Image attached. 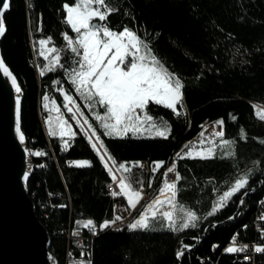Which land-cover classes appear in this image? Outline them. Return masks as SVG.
I'll list each match as a JSON object with an SVG mask.
<instances>
[{
	"label": "trees",
	"instance_id": "obj_1",
	"mask_svg": "<svg viewBox=\"0 0 264 264\" xmlns=\"http://www.w3.org/2000/svg\"><path fill=\"white\" fill-rule=\"evenodd\" d=\"M105 1L114 11L104 23L113 31L125 27L135 31L183 85L179 114L154 103L146 109L154 122L170 129L167 139L132 132L123 137L105 136L100 122L82 103L70 81L72 71L79 68L75 62L78 57L64 39L65 34L76 36L65 23L64 10V5L71 6L74 0H11L4 15L6 32L0 45L3 59L23 91L21 130L27 145L40 146L44 153L33 156L28 189L50 232V251L58 259L55 262L65 255L67 238L63 228L67 221L83 227L88 220L99 223L112 218L116 199L127 204L126 197H114L109 192L114 174L107 156L101 161L92 147L94 142L89 141L90 135L76 117L73 119V113L66 112L70 134H50L44 101L54 98L64 107V88L83 104L81 111L116 162L113 165L119 168L125 164L130 169L121 174L134 190L143 185L146 176L141 161H161L163 170L177 153L184 155L185 146L194 137L200 134L198 142L206 137L201 135L204 121L222 120L224 135L216 140H229L232 146L228 154L218 148L213 158L177 157L176 231L161 215L151 218L147 229L129 230V222L122 223L94 239L89 264H180V260L181 264H246L234 253L222 250L234 235L242 241L256 237L254 219L264 199V120L251 104H264V0ZM41 38H51L50 45L61 51L59 63L51 66V71L45 67L47 58L40 54ZM38 67L45 68L38 72ZM64 109L67 111V107ZM80 160L88 161L89 166H76L74 162ZM44 161L47 164L40 166ZM243 174L247 177L245 187L223 206H216L217 198ZM65 186L72 197L71 206ZM49 192L62 193L61 199L53 201L61 207H51ZM144 205L137 206L134 217ZM213 208L216 211L209 215ZM182 212H193L196 220L179 230L184 222ZM189 246L192 248L185 250L179 260L178 250ZM260 261L264 264V255Z\"/></svg>",
	"mask_w": 264,
	"mask_h": 264
},
{
	"label": "snow or ice",
	"instance_id": "obj_2",
	"mask_svg": "<svg viewBox=\"0 0 264 264\" xmlns=\"http://www.w3.org/2000/svg\"><path fill=\"white\" fill-rule=\"evenodd\" d=\"M9 7L10 0H4L2 5H0V37L6 32L3 17ZM64 10L66 12L65 23L76 33L75 38L67 34L64 35L69 50L78 57V60L75 62L79 64V70H74L75 75L72 83L76 85V92L81 97L87 100L96 98L95 104H99L105 109L103 115L97 114L95 117L104 129L103 134L113 138L123 137L129 131L134 133L139 132L142 126L147 123L150 127L156 129L155 134L157 136L167 139L170 129H160L154 123H151L153 118L147 115L146 109L149 103H154L163 105L174 113L179 114L177 112V105H182L183 101V85L180 79L164 67L148 45L132 30L125 27L122 31L117 32L111 30L103 23L113 11V9L106 5L105 0H74V4L71 6L65 4ZM93 21L98 22L94 23ZM50 41L51 38L40 40L39 44L44 46L50 43ZM49 51L55 52L57 50L50 49ZM40 54L44 55L45 53L42 50ZM56 62L58 63V58ZM49 70L51 71L52 69L49 68ZM0 71L3 72L4 76L11 78L12 86L17 93H20L21 89L17 84V80L12 76L7 66H5L3 59H0ZM41 74L43 75V72ZM65 100L67 102L65 107H68V103H75L71 96H65ZM89 107H92V105H89ZM68 111L71 112L72 109L68 108ZM257 115L260 119L264 120V110L258 112ZM73 119H75V115H73ZM61 123L65 122L61 121ZM85 123H87L86 118ZM217 123L221 126L223 125L222 120ZM89 128L91 129L89 141L91 143L92 136L96 137L100 147L97 148L96 143H92V147L97 151L101 161H104L105 156H107L108 160H112L115 165L116 162L108 154L103 141L97 136L95 129L91 125H89ZM65 132V128L61 127V135H64ZM16 133L21 143H23L24 135L20 128V100L18 97L16 99ZM50 134L54 135L55 133L51 132L50 129ZM201 135L203 136V133ZM214 135L223 137L224 133L221 130L215 132ZM228 143L230 142L224 141L225 145ZM101 148L104 149L103 155L100 154ZM185 148H188V151L183 156L177 153V156L181 159L185 157L208 159L214 156L212 148L198 152L195 156H193L191 147L186 145ZM33 155L39 156L44 155V153L36 152ZM74 163L78 167L89 166L88 161H77ZM162 164L163 162H156L153 171L155 172L159 169ZM104 166L111 174V169L108 168L107 163ZM134 166L139 165L136 164ZM119 168L125 172L130 171L125 164H120ZM174 168L175 165L168 168L164 174L165 177ZM177 179H179V176H177ZM115 180L116 177L113 175V181ZM126 180V177L120 178L118 183L120 193L113 192L112 195H125L128 199L129 207L135 208L142 198L143 189L135 191ZM246 184L247 177L236 180L232 188L226 191L220 198L219 206H223L224 201L245 187ZM149 187H151V182H149ZM166 192H170L171 195L167 196L164 200L160 199V196H164ZM176 195V183H170L165 179L164 186L159 189V195L145 207L144 212L140 214V218L129 225V230L137 228L147 229L149 227V217L151 216L152 219H155L160 208L165 203L173 205ZM215 211L216 208H213V211L209 215L214 214ZM160 214L169 222L168 227L176 231V221L173 217V212L163 211ZM120 219L121 217L119 216L115 218V220ZM115 220L111 222L105 221L100 227L102 229L107 228L110 224H114ZM195 220V214L188 212L187 219L181 224L179 230L188 228L190 223ZM84 226L95 228L91 220H88ZM191 226L194 227L195 225L192 224ZM233 242H235V237L233 238ZM246 249L247 245L242 248L228 247L226 251L228 253H235L245 251ZM255 251L264 252V247H256ZM179 255H182V253H178V257Z\"/></svg>",
	"mask_w": 264,
	"mask_h": 264
},
{
	"label": "water",
	"instance_id": "obj_3",
	"mask_svg": "<svg viewBox=\"0 0 264 264\" xmlns=\"http://www.w3.org/2000/svg\"><path fill=\"white\" fill-rule=\"evenodd\" d=\"M3 2L0 0V5ZM0 59H3L1 45ZM4 64L15 77L5 61ZM17 97L20 100L21 128L23 91L21 89L17 93L11 78L0 71V264H55L50 251V232L40 219L37 204L28 189L27 180L33 170V161L25 136L21 143L16 133ZM251 104L254 107V102ZM247 193L243 195L241 204ZM241 210L239 205L238 212ZM191 248L180 249L178 253ZM178 258L180 260V255Z\"/></svg>",
	"mask_w": 264,
	"mask_h": 264
},
{
	"label": "built area",
	"instance_id": "obj_4",
	"mask_svg": "<svg viewBox=\"0 0 264 264\" xmlns=\"http://www.w3.org/2000/svg\"><path fill=\"white\" fill-rule=\"evenodd\" d=\"M109 7V6H108ZM110 8V7H109ZM71 37V36H70ZM48 62V61H47ZM46 66V65H45ZM41 69L38 68V72H40ZM73 106V105H72ZM220 127L214 128V126L209 125V127H206V130L215 136V132L223 131V126L219 125ZM200 136V134L198 135ZM65 148L67 149L68 146L66 145ZM41 150L40 148H38ZM156 162H161L158 160L154 161H148L142 162V165L145 166L147 175L145 177L144 184L142 185L143 193L142 198L140 201L147 202L151 197L156 195V191L158 188V184L160 182V179L163 178L162 174L164 175L167 172V169L172 166H166L165 169L162 170V166L157 169L155 172L153 171V168L155 166ZM149 163V164H148ZM110 167L112 169L113 174L116 177L115 181H112L108 185L109 192H117L120 193V188L118 187V183L122 175L118 172V170L115 168L114 165L110 163ZM177 160L175 168L172 172H168L165 179L170 182L171 180H174L177 187ZM149 182H151V187H149ZM139 189V191L141 190ZM123 194L115 195V196H121ZM157 197V196H156ZM62 193L61 192H54L51 193L49 196V203L51 207L57 208L58 204L53 203L54 200L61 199ZM55 205V206H54ZM47 206V205H46ZM134 212L135 208L129 207V205L124 204L121 200H116L113 204V210H112V216L113 218L111 220H103L100 223H93L95 228L89 226V227H72L70 224H68L67 228L63 230V233L66 234L67 241H68V252L66 257V264H89L91 262V249L92 243L94 242V239L103 231L115 228L116 226L129 222V224L134 223L137 219H134ZM119 216L121 217L120 220H115V218ZM151 218V217H149ZM114 224H110L107 228H101L100 225H102L105 221H114ZM255 230H256V237L253 240L249 241H242L239 239L237 235H234L235 242H233V238L230 241L229 244H227L223 248V252H227L226 249L228 247H238L242 248L243 246L247 245V249L245 251L235 252L234 254L243 262L246 264H262L260 261V257L264 255V252H256V247H264V199L260 201L259 209L255 217Z\"/></svg>",
	"mask_w": 264,
	"mask_h": 264
},
{
	"label": "rangeland",
	"instance_id": "obj_5",
	"mask_svg": "<svg viewBox=\"0 0 264 264\" xmlns=\"http://www.w3.org/2000/svg\"><path fill=\"white\" fill-rule=\"evenodd\" d=\"M106 2V1H105ZM106 5L107 6H109L107 3H106ZM111 9H113V11H114V8L110 5L109 6ZM93 22H98V21H93ZM104 23V22H103ZM41 30H39L38 32H40ZM133 31V30H132ZM42 32V31H41ZM134 33H136L135 31H133ZM137 34V33H136ZM138 35V34H137ZM68 36H70V35H68ZM139 36V35H138ZM72 37V36H71ZM72 38H75V37H72ZM40 40H48V39H46V38H41ZM39 40V41H40ZM145 43V42H144ZM147 44V43H146ZM148 45V44H147ZM39 47H40V52L43 50L44 51V57L45 58H47V60L46 61H48V62H46V66L47 67H51V66H53V65H55V64H57V62H56V59L58 58V63H59V60H60V57H61V51H59V50H57V51H55V52H52V51H49L50 49H56L54 46H52V45H50V43H48V44H46V45H44V46H41L40 44H39ZM149 47V46H148ZM45 66V67H46ZM79 66V65H78ZM45 67H38L39 69H41L40 70V72L45 68ZM76 71H78L79 70V68H76L75 69ZM74 75H75V72H74V70L72 71V73L70 74V81L72 82V79H73V77H74ZM74 85V84H73ZM75 86V88H76V85H74ZM61 93L63 94V97H64V100H65V96H71L72 98H73V100L75 101V103L73 104V103H68V107H67V111H65V109H64V107H63V109L61 108H59V109H57V108H54L53 110H51V112L50 113H47V114H49V120H50V123H52L51 124V126L49 127L50 129H51V132H53V133H55V134H59V135H61V127H63V128H65V130H66V132H65V134L64 135H68V134H70V132L72 131V128H71V126L69 125V123L67 122V119H66V112H69L68 111V108H71L72 109V111H71V113H73V115H75V117H76V119L79 121V123L85 128V130L88 132V134L91 136V129L89 128V125H91L92 126V128L94 129V127H93V125L91 124V121L88 119V118H86L85 116H84V113L81 111V107L83 106V104H85L86 105V107L88 108V110L90 111V114H92L93 115V117H96V115L97 114H99V115H103L104 114V112H105V109L103 108V107H101L99 104H95V99L96 98H93L92 100H87V99H85V98H83V97H81L82 98V103L79 101V99L78 100H76L75 98H74V96L73 95H71L70 93H68L64 88H61ZM67 102H66V100H65V104H66ZM73 105V106H72ZM77 105L79 106L78 108H77ZM89 105H92V107H89ZM57 106V105H56ZM178 106V105H177ZM254 111H255V109H254ZM81 113H82V115H81ZM141 115H143V113H141ZM257 115V114H256ZM258 116V115H257ZM85 118L87 119V123H85ZM96 119V118H95ZM61 121H63V122H65V123H61ZM218 121H204L203 123H202V132L201 133H203V135H205L206 137L202 140L203 141V143H201V141L200 142H198L197 141V139L199 138V136L197 135L196 137H194L191 141H190V143H189V145H194V147L193 146H189V147H191V149H192V152H193V156H195L196 155V153H198V152H202L203 150H205V149H208V148H212L213 149V152L215 153L216 152V150L218 149V148H220V150L222 151V152H224L225 154H228V153H231L232 152V149H231V141H229V140H225V139H220V140H216L217 138L216 137H213V135L211 134V133H209L207 130H206V127H209V125H213L214 126V128H216V127H220L219 126V124L217 123ZM151 123H154L158 128H160V129H163V128H165V126H163V125H161V124H159V123H156V122H154L153 120H152V122ZM223 126V125H222ZM49 129V130H50ZM155 131H156V129H154V128H152V127H150L149 126V124H144L143 126H142V128H141V130L139 131V132H135V134H140L141 136H151V135H154L155 134ZM129 132H132V131H129ZM132 133H134V132H132ZM219 137V136H218ZM91 139H92V141L94 142V143H96L97 144V147L99 148L100 146H99V143L97 142V140H96V137L95 136H92L91 137ZM224 141H229L230 143H228V144H224ZM66 146V145H65ZM65 146H64V148H65ZM38 148H40L41 150H39ZM49 149H50V151H51V153L54 155V151H53V149H52V146L50 145V143H49ZM66 149V148H65ZM100 151L104 154V152L102 151V148L100 149ZM188 151V148H184V151L182 152V154H184L185 152H187ZM29 152H30V155H31V157H32V161H33V156L34 155H32L33 153H36V152H41V153H43V150H42V148L40 147V146H38V147H34V148H30L29 147ZM106 157V156H105ZM177 157L178 156H176L175 158H176V160H177ZM106 159H107V161L109 162V164L111 163L112 165H113V163L110 161V160H108V158L106 157ZM80 161H86V160H80ZM145 162H150V160H144ZM142 162L143 161H141V163H140V165L142 166V167H146V165L145 166H143L142 165ZM47 164V162L46 161H44V162H42L41 164H40V166H42V165H46ZM149 164V163H148ZM33 167H34V162H33ZM127 167V166H126ZM116 168V167H115ZM165 168H166V166H165ZM164 168V169H165ZM117 170H118V172L120 171L121 173L122 172H124V170L123 169H120V168H116ZM119 172V173H120ZM120 173V174H121ZM122 175V174H121ZM146 175H147V172H146ZM123 177V176H122ZM146 177V176H145ZM162 179H163V181H162V183H161V185H160V188H162L163 186H164V181H165V175H163L162 174ZM242 177H245V175L243 174V175H241V176H239V178L238 179H240V178H242ZM237 179V180H238ZM144 181H145V179H144ZM144 184V183H143ZM158 186H159V184H158ZM142 187V186H141ZM140 187V188H141ZM139 188V189H140ZM139 189L138 190H135V191H139ZM176 190H177V187H176ZM65 191H66V194H67V201L69 202V204H70V206H71V204H72V197H71V195H70V193H69V191H68V188L65 186ZM52 192H49V196H50V194H51ZM159 194V193H158ZM157 193H156V195H154L153 197H151L147 202H145V205H144V207H143V209L141 210V213H143L144 212V210H145V207L150 203V202H152L155 198H156V196L158 195ZM224 194V193H223ZM223 194L222 195H220L218 198H217V201H216V206H219L220 205V198L223 196ZM112 196H114V195H112ZM121 196H124V197H126L125 195H121ZM177 196V195H176ZM114 197H117V196H114ZM126 199H127V197H126ZM116 200H121V199H116ZM115 200V201H116ZM114 201V202H115ZM144 202L143 201H139V203L136 205V207H135V211H136V208H137V206H140L141 204H143ZM114 204V203H113ZM240 204H241V201H240ZM61 205L62 204H58V206L57 207H61ZM126 205H129L128 204V199H127V204ZM175 205H177V197L175 198ZM55 206V205H54ZM52 209V208H51ZM48 210H50V209H48ZM112 210H113V205H112ZM175 211H176V206H175V208L172 210V211H170V212H173V217L175 218ZM135 213V212H134ZM140 213V214H141ZM46 214H47V212H46ZM140 214H139V216H133L134 217V219H139L140 218ZM157 215H161L160 213L159 214H157ZM156 215V216H157ZM181 217H182V219H184V220H186L187 219V212H182L181 213ZM112 218H113V216H112ZM111 218V219H112ZM111 219H104V220H111ZM150 219L151 218H149V221H150ZM100 223V222H99ZM68 224H70L72 227H76V226H79V225H76L75 224V221H72V220H69V221H67V225ZM65 226L64 228H63V230L65 229V228H67L68 226ZM79 227H83V226H79ZM85 227V226H84ZM254 227H255V219H254ZM113 229V228H112ZM67 238V237H66ZM93 244V243H92ZM190 247V246H189ZM68 241H66V250H65V255H64V258L62 259V261H57V263H55V259H57L56 257H54L52 254H51V257H52V259H53V261H54V263L55 264H66V257H67V252H68ZM91 249V260H92V258H93V245H92V248H90ZM58 260V259H57Z\"/></svg>",
	"mask_w": 264,
	"mask_h": 264
},
{
	"label": "bare ground",
	"instance_id": "obj_6",
	"mask_svg": "<svg viewBox=\"0 0 264 264\" xmlns=\"http://www.w3.org/2000/svg\"><path fill=\"white\" fill-rule=\"evenodd\" d=\"M254 109H255V113L257 114L258 112L264 110V104L258 103V102H254ZM31 148V147H30ZM33 155V154H32ZM176 165V159H174L168 166H173ZM120 172V171H119ZM121 173V172H120ZM171 182H175L174 180H171ZM159 195V194H158ZM157 195V196H158ZM171 193L170 192H166L164 196H160V199L164 200L167 196H170ZM177 197V196H176ZM175 200L173 202V205H169L167 203H165L163 205V207L160 208V211L157 213H162L163 211H172L175 208ZM151 217V216H150ZM56 263V262H55Z\"/></svg>",
	"mask_w": 264,
	"mask_h": 264
},
{
	"label": "crops",
	"instance_id": "obj_7",
	"mask_svg": "<svg viewBox=\"0 0 264 264\" xmlns=\"http://www.w3.org/2000/svg\"><path fill=\"white\" fill-rule=\"evenodd\" d=\"M44 107L46 108L47 113H50L51 110H53L54 108H57V109H59V108L61 109L62 108L63 109V106L54 98L46 99L44 101ZM46 121H47V124L50 127L52 123H50L49 114L46 115Z\"/></svg>",
	"mask_w": 264,
	"mask_h": 264
}]
</instances>
